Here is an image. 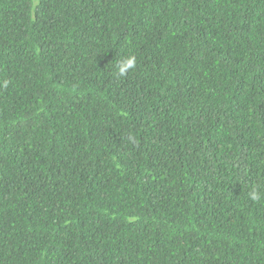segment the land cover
I'll return each instance as SVG.
<instances>
[{"label": "trees", "instance_id": "obj_1", "mask_svg": "<svg viewBox=\"0 0 264 264\" xmlns=\"http://www.w3.org/2000/svg\"><path fill=\"white\" fill-rule=\"evenodd\" d=\"M253 185L264 0H0V264H264Z\"/></svg>", "mask_w": 264, "mask_h": 264}, {"label": "clouds", "instance_id": "obj_2", "mask_svg": "<svg viewBox=\"0 0 264 264\" xmlns=\"http://www.w3.org/2000/svg\"><path fill=\"white\" fill-rule=\"evenodd\" d=\"M138 67V58L135 54H128L123 58L122 61H119L116 64V71L114 72V76L116 78H121L129 74L130 70L136 69ZM9 84L8 80L3 81V86L7 87ZM248 198L254 202H258L264 200V192L260 190V188L256 185H253L251 190L248 192Z\"/></svg>", "mask_w": 264, "mask_h": 264}]
</instances>
